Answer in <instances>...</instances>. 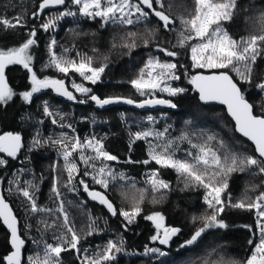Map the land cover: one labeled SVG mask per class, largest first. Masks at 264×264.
Wrapping results in <instances>:
<instances>
[{
    "label": "trees",
    "instance_id": "obj_1",
    "mask_svg": "<svg viewBox=\"0 0 264 264\" xmlns=\"http://www.w3.org/2000/svg\"><path fill=\"white\" fill-rule=\"evenodd\" d=\"M41 2L42 0H0V19L6 18L13 24L16 19L23 21V26L14 28H5L0 24V50L19 47L35 29L36 44L29 49L32 56L30 67L39 79L49 77L64 80L80 102H64L49 88L33 93L31 100L25 101L22 93L31 89V72L22 65L6 67L8 86L14 95L6 103L0 102V132L12 131L19 134L22 146L15 157H6V163L0 166V191L19 219L20 234L25 240L23 264H29V257L39 256L43 259L45 244L55 246L61 243L67 248L71 234L63 227V215L57 210L61 201H64L69 214L70 226L81 237L78 244L80 251L69 249L62 252L61 264H83L85 256L95 258L109 240L117 243L123 241L124 251L114 252L116 259L107 264H243L257 241L256 209L231 205L240 201L254 203L257 196L264 192V174L258 173L255 166L244 172L230 174L227 177L228 188L222 194L225 208L218 217L227 227L206 229L197 242L181 247L203 226L201 217L212 213V209L204 201L206 189L195 185L186 187L183 176L171 168H162L154 161L142 163L149 159V142L157 144L163 143V140L155 137L135 140L134 137L136 132L147 129L163 131L168 128L166 139L173 140L177 145L174 151L178 159L191 160L187 153L195 155L198 151L192 145L206 142L222 159L229 152L259 158L253 146L236 134L224 108L200 102L190 83L191 77L199 71H222L193 67L191 46L199 41H187L184 46L178 43L181 32L190 34L181 24V18L187 19L194 15L195 0H163V8L154 3L157 10L164 11L172 19L173 22L167 29H163L149 9L142 5L150 12L143 22L131 25L105 23L98 17L93 19L77 13L63 17L55 28L48 31L40 26L61 11H76L77 6L71 0H66L65 5L50 8L31 18ZM137 2L139 0H133V3ZM261 13H264V0H238L234 18L225 22L223 27L237 41L242 37L264 35ZM132 18L135 21V16ZM53 38L57 41L53 51L58 56L76 62L81 57H91L93 67L105 66L100 81L92 84L75 72L65 74L55 67H45L51 59L49 44ZM261 48L264 49V45ZM65 49L68 51L65 52ZM160 49L174 51L177 55L167 56ZM149 57L175 63L177 68L174 71L179 79L169 80L167 83L186 91L174 97L159 90L141 95L131 85V81L138 78ZM227 71L245 98L253 104L254 114H264V90L256 87L264 80V52L253 66L251 82L241 80L231 68ZM70 80L90 88L91 93L82 98L71 88ZM93 94L101 99L122 97L136 103L128 104L121 100L99 107L90 99ZM151 98L171 100L176 107L138 106ZM45 105L52 112L51 116L45 114ZM68 125L71 128L67 129ZM184 133L189 134L191 143L188 140H176ZM62 134H67L68 143H71L72 135H77L82 140L91 137L102 140L105 150L118 157L117 161L106 163L114 172L123 173L126 179L118 177L113 181L109 178V187L102 189L100 185L93 184L90 176L84 175L77 152L72 157L80 170L73 180L75 191L70 185L66 187L68 173L63 160L58 158L62 147L53 143L61 139ZM208 135L215 136L216 139L207 141ZM34 140H38L39 144L34 146ZM220 141H223L224 146H221ZM156 170L159 172V179L169 184L167 189L154 191L148 183L147 174ZM81 179L89 188L105 192L115 205L117 215L111 216L103 207L92 203L80 184ZM25 181H31L35 188L29 187ZM54 183L61 193L59 197L52 192ZM18 188H28L33 192L37 206L51 209L52 212H32L30 202ZM137 205L142 212L132 224L125 227L126 220L119 215V210L130 211ZM157 212L164 216L165 226L180 229L170 241L169 247H162L163 254L146 251L148 248L158 247V244L160 246L159 242L157 244V241L151 240L157 230L146 219ZM89 232L92 234L88 235ZM61 237L63 239H58ZM249 240L253 243L250 244ZM10 251L8 235L0 224V264H6L4 257Z\"/></svg>",
    "mask_w": 264,
    "mask_h": 264
},
{
    "label": "snow or ice",
    "instance_id": "obj_2",
    "mask_svg": "<svg viewBox=\"0 0 264 264\" xmlns=\"http://www.w3.org/2000/svg\"><path fill=\"white\" fill-rule=\"evenodd\" d=\"M73 5L78 6L76 11L68 9L54 14L40 27L48 31L55 28L57 22L63 17L79 15L89 18H100L105 23L113 22L124 25H131L134 22H143L146 20L150 12L145 11L142 5L151 10V14L159 18L163 22V27L167 29L173 22L169 15L164 11L157 10L154 3L160 4L163 8V0H139L133 3V0H71ZM66 0H42L39 4L41 10L50 6L65 5ZM238 0H195V12L190 18H181V24L190 34L185 35L184 32L180 33L181 39L178 43L184 46L187 41H199L191 46V58L193 67L219 69L218 74L201 75L197 74L191 77L190 83L195 85L199 90L200 99L202 101L218 100L222 104L227 105L228 112L235 119L236 130L249 138L255 144V151L259 154V158L255 156H242L234 152H229L223 156V159L218 152L209 147L207 142L205 144H193L194 149H198L195 155L191 152L187 153L189 159L176 158L174 149L177 145L171 139H166L168 128L163 131L147 129L144 131L136 132L134 134L135 140H147L149 137H155L157 140H163V143L152 144L149 142V159L142 161L148 164L154 161L162 168H171L183 176L186 180V187L190 185L200 186L206 189L204 201L209 209H212L211 215L202 216L203 226L198 228L190 239L184 242L185 245L195 243L198 238L205 232L206 229L217 227L226 228L227 224L222 219H219L221 213L225 208V201L222 199V194L228 188L227 177L234 172H244L253 166L258 170V173L264 174V114L255 115L254 106L249 103L242 93L238 84L229 75L227 69L231 68L236 72L240 79L246 82H251L253 66L255 65L258 57L262 55L264 49V35H252L248 38H241L239 41L233 39L227 30L223 27L225 22H229L234 18L235 10L237 8ZM138 14V15H137ZM33 16L36 13H32ZM135 16V21L133 20ZM261 21L264 22V13H261ZM0 24L5 28H14L16 26H23L21 19H16L13 24L8 19H0ZM130 35H133L130 33ZM36 31L33 29L29 34V38L19 47L10 48L7 50H0V102L6 103L11 100L14 93L8 86L5 78V68L8 65H22L24 69L31 72V91L22 93L25 101H30L33 93L39 92L43 88H53L57 93L67 97L69 100H75L76 97L65 86L64 80L52 79L45 77L39 79L36 73L30 67L32 56L29 53L31 46L36 44L34 37ZM57 45V41L53 38L49 44L51 52V59L49 65L45 67H55L57 71L68 74L70 71L79 73V75L86 81L96 84L101 79V74L105 71V66L93 67L91 57H81L79 62L75 60L65 59L63 56H58L53 49ZM133 47L135 45H132ZM159 49V45H157ZM165 52L167 56L174 57L177 55L174 51L167 49H160ZM65 52L68 49L64 50ZM177 65L170 62H161L158 58L149 57L144 67L140 70L137 79L131 81V85L141 94L153 93L156 90L167 92L170 96H177L186 90L184 88L172 87L167 83L169 80H178L179 77L175 74ZM72 87L78 93L88 94L91 89L85 87L83 84L73 83ZM257 88L264 90V80L256 85ZM91 101L99 107L109 105L112 103L123 102L134 104L136 101L132 99H124L122 97H108L101 99L97 95H90ZM145 105H168L175 108L176 105L171 100L162 98L146 99L139 103V107ZM46 115L51 116L52 112L47 105L44 106ZM53 123H56L53 120ZM71 128V125H68ZM195 135V134H193ZM67 134H62V138L53 141L54 144H59L63 148L64 168L68 173L67 185L72 184L75 176L79 174L77 163L72 159L74 153H79V159L86 165H89L96 173L93 180L96 184L102 185L105 189L109 187V178L115 181L118 177L123 180L126 179L123 173H116L106 163L108 161H117L118 157L112 155L105 150L103 141L96 137L87 138L83 141L77 136L72 138V142L68 143ZM216 137L212 135L207 136V141H213ZM176 140H188L189 134L184 133ZM39 141L34 140V146L38 145ZM221 146L223 141H220ZM21 148V136L19 134L6 133L0 136V152L7 153L10 157H15ZM91 150L94 155H86L85 151ZM95 161H100V166L97 168ZM131 162V161H129ZM6 161L0 159V165L5 164ZM87 171L84 175H89ZM29 187L35 188L31 181H25ZM148 183L151 184L154 191L159 189H167L169 184L159 179L158 170L149 174ZM83 185L84 191L92 200L99 201L100 204L105 205L109 212L115 216L117 209L114 204L102 192L90 190L89 186L83 179L80 180ZM23 197L27 198L31 204L32 212H48L51 209H41L37 206L34 199L33 192L28 188L17 189ZM75 190V189H73ZM52 192L55 196L61 195L59 188L54 183ZM264 192H261L254 203L246 204L243 201L232 204L236 208L256 209L258 220L257 227L260 232L259 243L255 244L253 253L243 262V264H264ZM230 203V202H229ZM58 211L63 214V227L71 234L68 241L67 248L57 243L55 246L52 244H45L44 256L41 259L39 256L29 257V264H61V253L69 249L80 251L78 244L81 237L77 235L76 231L69 220V214L65 208L64 201L59 204ZM142 212V209L137 205L130 211L123 209L119 210V215L123 216L127 221V225L134 222L135 218ZM0 219L10 230V244L13 251L4 257L7 264H21L22 248L25 245V240L21 238L18 232L17 220L13 214L9 204L5 201L4 197L0 195ZM155 224L157 233L151 237L153 241H159L161 245H168L174 236H176L180 229L176 227H167L164 224V216L157 212L146 217ZM196 219L195 217L193 218ZM250 227V226H245ZM89 232L88 235H91ZM63 239V237L58 238ZM252 244L253 241L249 240ZM123 241L119 243L109 240L105 245L103 251L95 258L85 256L83 264H107V262L114 261L116 256L113 254L123 252ZM84 251H87L85 249ZM147 252L161 253L159 248H148ZM163 254V253H161Z\"/></svg>",
    "mask_w": 264,
    "mask_h": 264
},
{
    "label": "water",
    "instance_id": "obj_3",
    "mask_svg": "<svg viewBox=\"0 0 264 264\" xmlns=\"http://www.w3.org/2000/svg\"><path fill=\"white\" fill-rule=\"evenodd\" d=\"M51 7V6H50ZM50 7H48V8H46V9H43V10H41L40 8H38L36 11H35V13H36V15H41V14H43V12H45L46 10H48ZM150 12H151V10H149ZM35 15V16H36ZM152 16H154V15H152ZM34 16L33 15H31V18H33ZM155 17V16H154ZM156 19H157V21L162 25V27H163V22L162 21H160L159 20V18H157V17H155ZM163 29H165L164 27H163ZM5 70H6V68H5ZM218 74L219 73V71H209V72H201V71H199V72H197L195 75H197V74H201V75H212V74ZM230 75V74H229ZM231 76V75H230ZM5 78H6V80H7V77H6V74H5ZM233 78V77H232ZM234 80V79H233ZM235 81V80H234ZM7 83H8V80H7ZM65 86L67 87V89L69 90V91H71L72 93H73V95L75 96V94H74V92L69 88V86L65 83ZM49 89H51L52 91H53V93L55 94V96L57 97V98H59L60 100H62V101H64V102H67V103H69V104H77V103H79L80 101L76 98L75 100H69V99H67V97H65V96H62V95H60L59 93H57L56 91H55V89H53V88H49ZM193 89H194V91L196 92V94H197V98H198V100L200 101V102H202V103H204V104H214V105H218V106H220V107H222V108H224V110H225V112H226V115L229 117V119L232 121V123H233V125H234V130H235V132H236V134L238 135V136H240L242 139H244V140H246L248 143H250L252 146H253V148H254V150H255V144H254V142H252L249 138H247V137H245V136H243V134L242 133H240V132H238L237 130H236V122H235V119L230 115V113L228 112V109H227V105H225V104H222L220 101H218V100H209V101H202L201 99H200V94H199V90L195 87V85H193ZM250 103V102H249ZM144 107H147V108H162V107H164V108H171L170 106H168V105H147V106H144ZM256 115V114H255ZM6 133H13L12 131H2L1 133H0V136H2V135H4V134H6ZM13 134H16V133H13ZM21 146H22V138H21ZM20 150H21V148H20ZM20 150L17 152V154L20 152ZM255 153H256V151H255ZM1 154L2 155H4V156H7V157H10V156H8L7 155V153H4V152H1ZM16 154V155H17ZM256 155L259 157V154L258 153H256ZM90 190H94V191H99V192H102L104 195H106V193L105 192H103L102 190H100V189H96V188H89ZM0 195H2L3 197H4V195H3V193L0 191ZM88 195V194H87ZM107 196V195H106ZM88 198H89V200L92 202V203H94L95 205H97V206H100V207H103L111 216H113L110 212H109V210L107 209V207L105 206V205H102V204H100L99 203V201H96V200H92L89 196H88ZM107 198H108V196H107ZM4 199H5V197H4ZM109 199V198H108ZM110 200V199H109ZM5 201L9 204V206H10V208H11V210H12V212H13V214L15 215V217H16V220H17V227H18V232H19V235L21 236V234H20V229H19V219H18V217L16 216V214H15V211H14V209H13V207L10 205V203L5 199ZM111 201V200H110ZM112 202V201H111ZM113 203V202H112ZM115 206V205H114ZM0 224H1V226L4 228V230H5V232L7 233V235H8V240L10 241V230L7 228V226L3 223V220L2 219H0ZM202 236V235H201ZM21 238L23 239V237L21 236ZM201 238V237H200ZM200 238H198V240L200 239ZM197 240V241H198ZM196 241V242H197ZM169 244H170V242H169ZM169 244L168 245H161L160 244V246L161 247H163V248H168L169 247ZM9 245H10V248H11V251L9 252V254L13 251V248H12V246H11V244H10V242H9ZM21 252H22V255H21V264H23V260H24V256H25V245H24V247L22 248V250H21ZM8 254V255H9ZM6 264H7V262H6Z\"/></svg>",
    "mask_w": 264,
    "mask_h": 264
},
{
    "label": "rangeland",
    "instance_id": "obj_4",
    "mask_svg": "<svg viewBox=\"0 0 264 264\" xmlns=\"http://www.w3.org/2000/svg\"><path fill=\"white\" fill-rule=\"evenodd\" d=\"M72 3V2H71ZM77 9H78V6H77ZM146 11V10H145ZM76 74H78L79 75V73H76ZM80 76V75H79ZM81 77V76H80ZM74 82H72L71 80H70V86H71V88L72 89H74L73 87H72V84H73ZM42 90V89H41ZM29 91H31V89L29 90ZM74 91H75V89H74ZM76 92V91H75ZM78 93V92H77ZM78 94H80V96L82 97V98H86L87 96H88V94H84V93H78ZM85 100V99H84ZM67 129H69V127H66ZM0 131H1V128H0ZM74 137H77V135H72V138H74ZM72 138L70 139L71 140V142H72ZM80 138V137H79ZM81 139V138H80ZM81 141H83L82 139H81ZM62 152H63V148H62V151L58 154V158H60V159H62L63 160V162H64V159H63V155H62ZM85 154L86 155H89V156H91V155H94V153L91 151V150H86L85 151ZM78 157H79V153H78ZM0 159H3V160H5L6 161V159H5V157L1 154V152H0ZM65 163V162H64ZM95 164H96V166H97V168L100 166V165H98V161H95ZM2 165H4V164H2ZM2 165H0V166H2ZM81 167L83 168V172H85V171H87L88 173H90L89 175H87V176H90L92 179H93V176L96 174H93V169L89 166V165H86V164H84L82 161H81ZM149 174L150 173H148L147 174V178H149ZM93 182H94V180H93ZM93 184H96L95 182L93 183ZM96 185H99V184H96ZM70 186H72L73 187V189H74V186H73V181H72V184L70 185ZM101 187H102V189H104L105 190V188L102 186V185H100ZM75 191V190H74ZM262 204H264V202H262ZM59 208V207H58ZM58 208H57V210H58ZM62 214V213H61ZM63 215V214H62ZM256 216H257V220H258V215H257V210H256ZM125 223H127V221L125 222ZM151 223H152V225L155 227V224L151 221ZM258 228V227H257ZM259 239H260V232H259V228H258V234H257V241H256V243H259ZM158 240H157V244H158ZM255 243V244H256ZM45 247V246H44ZM44 247H43V251H44ZM254 247H255V245H254ZM254 247H253V250H254ZM153 248H159V249H161V252H162V250H163V248L162 247H160L159 246V244H158V247H153ZM253 250H252V253H253ZM76 251V250H75ZM251 253V254H252ZM157 254H159V253H157ZM81 258V257H80ZM82 259V258H81Z\"/></svg>",
    "mask_w": 264,
    "mask_h": 264
},
{
    "label": "flooded vegetation",
    "instance_id": "obj_5",
    "mask_svg": "<svg viewBox=\"0 0 264 264\" xmlns=\"http://www.w3.org/2000/svg\"><path fill=\"white\" fill-rule=\"evenodd\" d=\"M56 6H59L60 7V5H56ZM56 6H51L50 8H55ZM49 8V9H50ZM1 133V132H0ZM4 156V155H3ZM5 158L7 157V156H4ZM8 158V157H7Z\"/></svg>",
    "mask_w": 264,
    "mask_h": 264
}]
</instances>
